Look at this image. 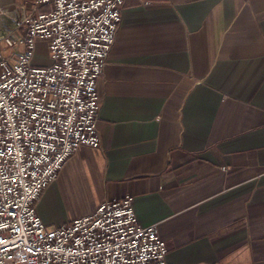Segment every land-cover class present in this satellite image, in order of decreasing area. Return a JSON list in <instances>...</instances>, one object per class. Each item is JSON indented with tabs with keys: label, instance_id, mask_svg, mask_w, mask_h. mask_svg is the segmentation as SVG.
<instances>
[{
	"label": "crops",
	"instance_id": "1",
	"mask_svg": "<svg viewBox=\"0 0 264 264\" xmlns=\"http://www.w3.org/2000/svg\"><path fill=\"white\" fill-rule=\"evenodd\" d=\"M0 6L14 62L3 35L50 5ZM97 87L100 145L67 159L36 203L42 219L131 195L170 264H264V0H125Z\"/></svg>",
	"mask_w": 264,
	"mask_h": 264
},
{
	"label": "built area",
	"instance_id": "2",
	"mask_svg": "<svg viewBox=\"0 0 264 264\" xmlns=\"http://www.w3.org/2000/svg\"><path fill=\"white\" fill-rule=\"evenodd\" d=\"M124 3L35 0L50 9L25 13L3 35L14 62L0 35V264H170L157 224L139 222L131 195L57 225L36 207L80 146L100 145L97 80ZM40 43L46 65L33 61Z\"/></svg>",
	"mask_w": 264,
	"mask_h": 264
},
{
	"label": "rangeland",
	"instance_id": "3",
	"mask_svg": "<svg viewBox=\"0 0 264 264\" xmlns=\"http://www.w3.org/2000/svg\"><path fill=\"white\" fill-rule=\"evenodd\" d=\"M40 44L35 51L33 61L36 65H46V63L50 60V55L48 50L45 49V46L41 47Z\"/></svg>",
	"mask_w": 264,
	"mask_h": 264
}]
</instances>
